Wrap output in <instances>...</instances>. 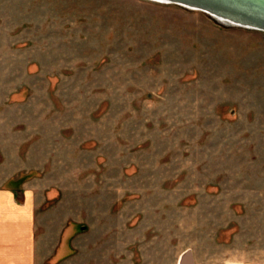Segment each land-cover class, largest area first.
I'll return each mask as SVG.
<instances>
[{
	"label": "rangeland",
	"instance_id": "rangeland-1",
	"mask_svg": "<svg viewBox=\"0 0 264 264\" xmlns=\"http://www.w3.org/2000/svg\"><path fill=\"white\" fill-rule=\"evenodd\" d=\"M1 181L60 231L45 264H264V29L163 0H0Z\"/></svg>",
	"mask_w": 264,
	"mask_h": 264
},
{
	"label": "crops",
	"instance_id": "crops-1",
	"mask_svg": "<svg viewBox=\"0 0 264 264\" xmlns=\"http://www.w3.org/2000/svg\"><path fill=\"white\" fill-rule=\"evenodd\" d=\"M36 195L26 182L20 195L14 185L0 182V264H45L53 251H64L57 244L60 231L42 228V213H37L42 199ZM58 264L73 262L67 258Z\"/></svg>",
	"mask_w": 264,
	"mask_h": 264
},
{
	"label": "water",
	"instance_id": "water-1",
	"mask_svg": "<svg viewBox=\"0 0 264 264\" xmlns=\"http://www.w3.org/2000/svg\"><path fill=\"white\" fill-rule=\"evenodd\" d=\"M167 2H175L189 7L200 8L214 17L218 18L222 22L230 24H238L247 27L264 29V17L259 16L256 13L244 14L241 10H236L228 6L227 4L216 2L215 0H163ZM251 3L257 4L264 8V0H246ZM219 13H223L227 17H234V21L223 20ZM189 253L185 252L180 256L179 262L187 264V258Z\"/></svg>",
	"mask_w": 264,
	"mask_h": 264
}]
</instances>
